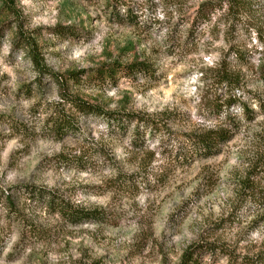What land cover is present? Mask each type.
Here are the masks:
<instances>
[{"label": "rangeland", "instance_id": "rangeland-1", "mask_svg": "<svg viewBox=\"0 0 264 264\" xmlns=\"http://www.w3.org/2000/svg\"><path fill=\"white\" fill-rule=\"evenodd\" d=\"M13 2L11 15L0 1V264H177L211 242L238 263L264 254V0ZM22 37L56 74H79L66 94L115 118L61 102ZM223 69L237 86L217 83ZM228 114L232 136L197 154L189 137ZM66 116L73 129L57 132Z\"/></svg>", "mask_w": 264, "mask_h": 264}, {"label": "trees", "instance_id": "trees-1", "mask_svg": "<svg viewBox=\"0 0 264 264\" xmlns=\"http://www.w3.org/2000/svg\"><path fill=\"white\" fill-rule=\"evenodd\" d=\"M2 9L5 10L7 14L14 15V2L13 0H0ZM229 4L232 5H241L242 0H228ZM59 30H63V28H59ZM58 30V31H59ZM21 29L18 28L17 32L19 33ZM22 46L28 53L30 60L32 62V65L36 69L37 72V79H39L43 75H47L51 77L54 82L57 84V87L62 89L63 86H65V83H67V80H76L77 77H79L78 73L71 72L68 74L67 77H64L63 75H58L52 70H50L46 64L44 63V60L42 58V55L40 54L37 45L34 43V41L29 40V38H23L22 37ZM126 70L130 71H137V72H142L146 71V66L143 63H130V65L125 66ZM114 70L111 67V69L106 68V65L100 66L96 70H94V75L96 78H98L100 81H105L107 78H111L114 75ZM83 73V72H81ZM80 73V74H81ZM264 78V76H263ZM217 83L224 85V87H228L229 89L232 86H237L239 83V76L238 74L232 73L231 71L227 69H223L221 72H218V78H217ZM60 100L64 104H69V107L76 112H79L83 115H98L102 116L109 122L113 118H115V111H112L111 113L106 112L103 110L101 107L93 105L89 102L83 101L79 99L77 96H70L64 92L62 89V92H60ZM240 99L236 98L235 95L230 94L227 99L224 102V106L226 108L230 107V105H233L235 103L239 104L242 106V111L248 112L247 106L244 105V103L239 101ZM52 119V118H51ZM50 119V120H51ZM228 119L227 123L225 122L226 127L221 126L219 128H212L208 129V131L205 132H198L194 133L189 137L190 143L192 146H194L197 154H200L201 156H209V154H212V151L214 147L216 146L217 143L219 142H227L228 139L232 136L233 134V126H238L235 125L232 121V116L230 114L227 115L226 120ZM230 120V121H229ZM57 132L60 131H68L73 129V119L69 117H62V118H55L54 121H51ZM246 188V198L248 199H253L255 200V194L252 186H247ZM53 202L50 200V203ZM89 214L87 211L83 212V215ZM74 215H80L78 212H75L74 210L70 209L68 210V216H74ZM220 252L225 256H228V259L233 263V264H264V254L257 253L253 256H242L241 257V263H238L237 256H235L233 253H230L229 251L225 250L224 248H220L217 246L215 242L211 243H204V244H192V246L186 248L181 256L180 259L178 260L177 264H198V257L197 255H202V254H211V253H216Z\"/></svg>", "mask_w": 264, "mask_h": 264}]
</instances>
